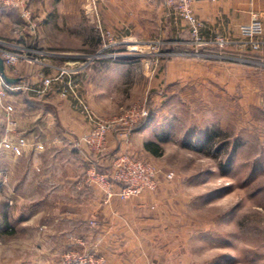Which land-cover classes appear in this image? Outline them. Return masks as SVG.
<instances>
[{
    "label": "rangeland",
    "instance_id": "374dc122",
    "mask_svg": "<svg viewBox=\"0 0 264 264\" xmlns=\"http://www.w3.org/2000/svg\"><path fill=\"white\" fill-rule=\"evenodd\" d=\"M25 4L32 10L34 31L21 16V4L0 3L2 17H8L0 19V39L22 52L30 47L39 51L33 54L39 62L21 64L22 76L30 81L26 94L39 104L28 115L30 124L43 120L44 99L53 95L89 127L79 135L67 130L64 138L49 132L48 139L46 132L36 131L31 141L19 139V156L27 149L58 152L68 140L65 147L81 163L85 185L101 193V202L132 201L135 209L129 243L108 242L106 252L102 239L88 234L98 223L92 218L88 225L66 229L68 243L59 263L75 246L102 258L103 264H110L109 255L122 256L116 264H264V62L257 63L254 50L243 46L241 28L251 21L234 36L210 30L197 15L205 30L241 42L225 49L201 48L166 0ZM53 66L65 73L39 93L41 77L54 75ZM20 96L0 99L5 122L0 142L7 147L24 111ZM143 109L145 116L129 119ZM89 115L109 125L100 145L87 142L96 129ZM68 116L75 119L71 112ZM147 118L149 124L137 128ZM149 142L160 145L159 155L145 148ZM120 155L154 165L156 188L106 201L98 185L86 182L91 164L109 173ZM8 230L0 227V264H28L25 240L36 233Z\"/></svg>",
    "mask_w": 264,
    "mask_h": 264
},
{
    "label": "crops",
    "instance_id": "0c3cea01",
    "mask_svg": "<svg viewBox=\"0 0 264 264\" xmlns=\"http://www.w3.org/2000/svg\"><path fill=\"white\" fill-rule=\"evenodd\" d=\"M194 10L208 23L210 30H220L234 36L239 33L241 24L251 21L255 14L264 26V0H195ZM1 14L3 12L0 10L1 20L8 19ZM254 54L260 60L257 63L264 62V51ZM16 98L25 103L24 111L16 119L14 132L19 133L11 135L14 140L10 141L9 147L0 142V200L3 199L0 221L2 227L24 228L28 234L36 233L34 236L27 235L28 239L25 240L30 245L27 247V254L30 255L28 264H60V254L68 243L66 229L88 225L92 218L98 223L94 229L90 228L88 234L96 241L102 239L99 244L106 252L108 242L129 243L131 238L127 230L131 227L130 215L135 212L132 201L115 199L110 204L102 203L101 193L85 185L86 174L81 163L72 158L71 149L65 147L68 140H64L66 144L59 147L58 152H51L48 148L46 152L35 153L27 149L19 156L14 151L15 147H20V138L26 136L31 141L36 131L63 133V138L67 130L79 135L89 127L83 118L70 111L67 102L61 97L49 95L45 97L41 110L46 116L32 125L28 115L39 104L29 94ZM68 111L75 119L68 116ZM2 113L3 106L0 103V116H3ZM4 126L5 122L0 118V139L5 138ZM22 165L26 166L22 168ZM38 228L42 230V236L37 235L40 232ZM108 257L110 264H116L117 258L120 260L122 256Z\"/></svg>",
    "mask_w": 264,
    "mask_h": 264
},
{
    "label": "built area",
    "instance_id": "2783aa9c",
    "mask_svg": "<svg viewBox=\"0 0 264 264\" xmlns=\"http://www.w3.org/2000/svg\"><path fill=\"white\" fill-rule=\"evenodd\" d=\"M195 0H166V5L169 8H175L181 18L185 20L193 36V43L198 47H217L225 49L228 46L235 45L238 42L229 37H225L217 32H209L204 29V23L197 16L194 10ZM25 0H0V3L18 7L20 4L23 7L21 16L25 19L29 27L34 31L35 24L33 23L32 10L29 6L24 5ZM241 36L245 39L243 46L254 50V52L264 51V26L262 20L257 14L253 16L251 22L241 28ZM18 45L0 39V56L5 63V69L10 77H17L19 81L16 83H8L4 80L0 73V99L13 97L18 94L28 93L30 90V81L27 77L22 76L21 64L39 62L34 55L39 53L32 47L22 52ZM35 53V54H34ZM34 54V55H33ZM54 75H43L40 79L41 91L45 93L49 90L53 82L65 73L64 68L55 67ZM142 112V113H141ZM141 112L133 113L129 119L133 122L138 120L147 113L145 109ZM94 126L96 127L92 137L87 139V142L100 145V138L107 132L109 126L106 122L98 121L93 116L89 115ZM127 122V121H126ZM11 126H14V121H11ZM94 137H97L95 139ZM17 154L21 153L20 148L15 147ZM158 170L151 163H147L141 159L132 157L131 155H120L114 160V168L109 172L97 171L94 164H91L87 174L86 182L90 185H98L103 191L104 197L110 200L114 196H119L122 199H127L130 196L142 193L145 190L155 189L158 184ZM0 227L2 223L0 222ZM64 264H103V259L98 258L95 254H84L75 246L71 247L63 255Z\"/></svg>",
    "mask_w": 264,
    "mask_h": 264
},
{
    "label": "trees",
    "instance_id": "16d2710c",
    "mask_svg": "<svg viewBox=\"0 0 264 264\" xmlns=\"http://www.w3.org/2000/svg\"><path fill=\"white\" fill-rule=\"evenodd\" d=\"M257 57V56H256ZM149 119H145L142 123H140L137 128H140V127H146L148 124H149ZM145 148L150 151L152 154L154 155H159L161 153V148H160V145L158 143H155V142H149L145 145ZM9 227V226H8ZM6 227V228H8ZM14 229L12 227H9V230L8 232L11 233L13 232Z\"/></svg>",
    "mask_w": 264,
    "mask_h": 264
},
{
    "label": "water",
    "instance_id": "95a60500",
    "mask_svg": "<svg viewBox=\"0 0 264 264\" xmlns=\"http://www.w3.org/2000/svg\"><path fill=\"white\" fill-rule=\"evenodd\" d=\"M0 73L2 75V77L4 78V80L8 83H16L19 81V78L17 77H10L5 69V63L3 58L0 56Z\"/></svg>",
    "mask_w": 264,
    "mask_h": 264
}]
</instances>
